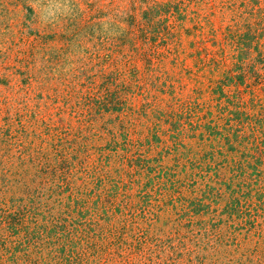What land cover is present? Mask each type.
<instances>
[{"label":"rangeland","instance_id":"obj_1","mask_svg":"<svg viewBox=\"0 0 264 264\" xmlns=\"http://www.w3.org/2000/svg\"><path fill=\"white\" fill-rule=\"evenodd\" d=\"M227 118L259 148L203 173ZM38 261L264 264V0H0V264Z\"/></svg>","mask_w":264,"mask_h":264},{"label":"trees","instance_id":"obj_2","mask_svg":"<svg viewBox=\"0 0 264 264\" xmlns=\"http://www.w3.org/2000/svg\"><path fill=\"white\" fill-rule=\"evenodd\" d=\"M238 68H242V67L240 66ZM243 76H244V73L243 75H241V77ZM233 121L234 119L227 118L226 122L229 123L228 124L229 128H226V127L223 128L217 123L214 124V120H210L209 124H207L204 127V131L201 132L200 134L201 143L205 142L204 144L205 147L206 146L209 147V149H205V147H201V150L204 151L201 156L202 160L204 158L203 161H207L208 163V164L207 163L205 164L203 168V173L210 171L212 169L213 171L217 172L220 166H223L226 164L230 165L232 162H235L234 158H232L231 155H229L231 154V152L233 153L236 152L239 154V156L243 154L245 159H247L248 153L246 152V150H250V151L258 150L259 141L257 140V137L254 136L255 130H253L254 134L252 136L243 137L239 133V127H237V125H240V124L233 123ZM241 147H243L242 151H240ZM224 150H228V152H224ZM140 156L141 155H139V157ZM218 156H220L221 159L218 162H216L217 159L215 160V158ZM146 161L149 162L148 159ZM240 171H242V168L240 169ZM159 172L161 171L159 170ZM226 212L232 215L234 213V210H232L231 208H228L226 209ZM23 221H24V217L19 216L17 222L16 220L14 223L9 222V227L13 231V233L18 234L21 232V229L24 228ZM29 233L30 232L28 231L26 232L25 238L29 237ZM29 245H30V242L28 241L27 247ZM24 258L26 261L27 259H30L28 254L25 255ZM39 263L40 262L38 261L37 264Z\"/></svg>","mask_w":264,"mask_h":264}]
</instances>
